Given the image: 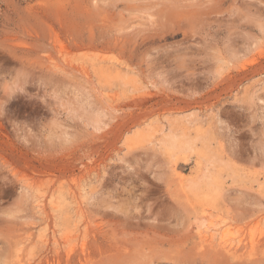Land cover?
<instances>
[{
  "label": "rangeland",
  "instance_id": "obj_1",
  "mask_svg": "<svg viewBox=\"0 0 264 264\" xmlns=\"http://www.w3.org/2000/svg\"><path fill=\"white\" fill-rule=\"evenodd\" d=\"M59 261L264 264V0H0V264Z\"/></svg>",
  "mask_w": 264,
  "mask_h": 264
},
{
  "label": "bare ground",
  "instance_id": "obj_2",
  "mask_svg": "<svg viewBox=\"0 0 264 264\" xmlns=\"http://www.w3.org/2000/svg\"><path fill=\"white\" fill-rule=\"evenodd\" d=\"M103 59V58H102ZM78 67V66H77ZM80 68V67H79ZM130 74V73H129ZM114 82V81H113ZM126 82V81H125ZM127 83V82H126ZM125 83V84H126ZM123 84V83H122ZM133 91V90H132ZM193 123V122H192ZM204 136V135H203ZM200 138H201V136H200ZM202 139V138H201ZM165 141V143H166V145L170 148V149H172L173 151H175L176 153H182V154H187V153H189L190 151H192V150H194L195 148H196V139L195 138H192V137H189V136H187L185 133H179V134H177V135H173V133L172 134H170L169 133V136H167L165 139H164ZM215 155V154H214ZM217 156V155H216ZM215 161V160H214ZM205 175V174H204ZM207 185H208V188L209 189H213V190H217V189H219V187L221 186V183L219 182V179H218V177L216 176H214V174L213 175H211V176H209L208 177V179H207ZM197 184H199V183H197ZM201 185H202V183H200ZM219 191V190H218ZM217 191V192H218ZM36 192V191H35ZM212 193H213V191H212ZM37 194V193H36ZM208 194V193H207ZM210 194H211V192H210ZM41 204H43L42 203V201H41ZM46 204V203H45ZM77 207V206H76ZM44 212V211H43ZM77 214V213H76ZM75 214V215H76ZM45 215V214H44ZM49 215V214H48ZM81 226V225H80ZM50 228V227H49ZM45 240H46V238H45ZM47 240H49V239H47ZM230 240V239H229ZM225 241H226V239H225ZM235 241V240H234ZM253 241V240H252ZM49 242V241H48ZM251 242V241H250ZM222 243V242H221ZM225 243V242H224ZM231 243H233V240L230 242V245H231ZM239 243V242H238ZM253 243V242H252ZM237 244V243H236ZM240 244V243H239ZM229 245V246H230ZM233 245V244H232ZM223 246H224V244H223ZM227 246V245H226ZM235 246L236 245H234V248H235ZM237 247V246H236ZM240 247V246H239ZM73 250V249H72ZM70 259V258H69ZM61 262L59 261V264H60Z\"/></svg>",
  "mask_w": 264,
  "mask_h": 264
}]
</instances>
